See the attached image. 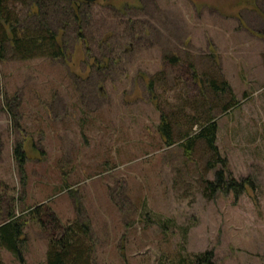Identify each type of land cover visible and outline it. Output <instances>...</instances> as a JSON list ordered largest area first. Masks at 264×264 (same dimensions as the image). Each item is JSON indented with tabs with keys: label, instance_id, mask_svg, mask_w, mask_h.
I'll return each instance as SVG.
<instances>
[{
	"label": "rangeland",
	"instance_id": "1",
	"mask_svg": "<svg viewBox=\"0 0 264 264\" xmlns=\"http://www.w3.org/2000/svg\"><path fill=\"white\" fill-rule=\"evenodd\" d=\"M51 12L64 56L0 58V221L23 213V264H45L51 213L88 224L91 264H179L203 251L210 264H264V0H96L77 23ZM217 66L237 103L210 107L215 145L244 183L208 197L203 142L185 155L157 126L162 112L176 140L186 116L204 118L212 99L196 104L192 74ZM0 260L20 264L3 248Z\"/></svg>",
	"mask_w": 264,
	"mask_h": 264
},
{
	"label": "trees",
	"instance_id": "2",
	"mask_svg": "<svg viewBox=\"0 0 264 264\" xmlns=\"http://www.w3.org/2000/svg\"><path fill=\"white\" fill-rule=\"evenodd\" d=\"M14 2L20 3L27 9L22 17L9 9L8 4ZM58 2H60L59 7L57 6ZM87 3L82 0H54V4L51 0H0V58L5 56L7 50L11 57L19 60L43 56L54 58L64 56V46L60 40L63 33L61 28L63 22L60 26L52 29L45 24L46 15L48 11H52L51 13H56L58 16L68 13L73 22H79V9ZM48 6H53V9ZM48 8L49 10H47ZM192 76L194 80L197 78L200 94L196 104L202 107V102L207 95L212 99L208 103L207 113L202 112L206 116L204 118H199L200 115L198 117L196 115L186 116L184 119L186 127L179 129L175 140L172 136V122L167 119L164 113L160 112V123L157 129L162 143L171 145L178 141L177 144L183 154L190 155L194 145L198 141L203 142L209 153L206 168L212 170L213 176L212 179L201 178L203 194L212 197L223 189L231 190L235 194L240 193L243 189L244 179L237 181L227 171L226 161L220 156L215 145L217 124L208 112L211 110L212 104L218 105V110L224 112L236 105L237 100H235L231 88L218 66L214 72L203 71L199 77L196 73H193ZM153 85L154 82L148 80V88L151 89ZM220 102L221 104H219ZM183 117H185L184 114ZM171 118L172 121L176 119V117ZM192 125L197 126V130L194 132L191 130ZM12 154L16 163L21 165L24 161V153L19 143L12 148ZM39 208V206H35L27 212L31 211L33 219L40 227H44L43 222L36 215ZM49 218L52 226L47 237L45 264H91L92 245L88 238V224L78 220L62 224L53 213L49 214ZM157 222L161 228L166 229L167 220H158ZM24 224L23 213L15 215L11 208L6 211L5 218L0 221V248L10 252L20 264H23L21 236ZM210 256L209 251H203L191 255V257L179 256L177 261L179 264H210ZM0 264H2L1 260Z\"/></svg>",
	"mask_w": 264,
	"mask_h": 264
},
{
	"label": "water",
	"instance_id": "3",
	"mask_svg": "<svg viewBox=\"0 0 264 264\" xmlns=\"http://www.w3.org/2000/svg\"><path fill=\"white\" fill-rule=\"evenodd\" d=\"M82 1H84V2H94V1H96V0H82Z\"/></svg>",
	"mask_w": 264,
	"mask_h": 264
}]
</instances>
